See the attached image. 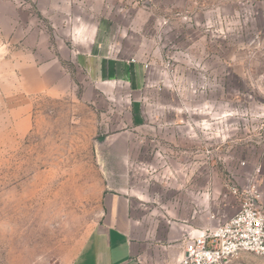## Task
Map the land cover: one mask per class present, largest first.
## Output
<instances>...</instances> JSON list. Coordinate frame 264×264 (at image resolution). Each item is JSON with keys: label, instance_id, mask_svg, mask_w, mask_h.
<instances>
[{"label": "rangeland", "instance_id": "obj_1", "mask_svg": "<svg viewBox=\"0 0 264 264\" xmlns=\"http://www.w3.org/2000/svg\"><path fill=\"white\" fill-rule=\"evenodd\" d=\"M96 27L110 86L77 62ZM248 185L264 210V0H0V264H67L105 191L172 249Z\"/></svg>", "mask_w": 264, "mask_h": 264}, {"label": "crops", "instance_id": "obj_2", "mask_svg": "<svg viewBox=\"0 0 264 264\" xmlns=\"http://www.w3.org/2000/svg\"><path fill=\"white\" fill-rule=\"evenodd\" d=\"M99 34L97 27L74 33L77 44L85 48L77 52V62L90 71L95 81L110 86L126 77L129 65L125 58L107 52L105 42L104 49L99 51ZM61 59L68 61L62 56ZM53 65L61 69L59 62ZM133 224L127 196L103 192L99 222L67 264H174L181 258V243L170 249L155 241H137L132 236Z\"/></svg>", "mask_w": 264, "mask_h": 264}, {"label": "built area", "instance_id": "obj_3", "mask_svg": "<svg viewBox=\"0 0 264 264\" xmlns=\"http://www.w3.org/2000/svg\"><path fill=\"white\" fill-rule=\"evenodd\" d=\"M231 193L240 199L238 210L215 226L185 235L182 256L174 264H228L241 254L264 257L261 192L248 185L240 190L233 187Z\"/></svg>", "mask_w": 264, "mask_h": 264}]
</instances>
